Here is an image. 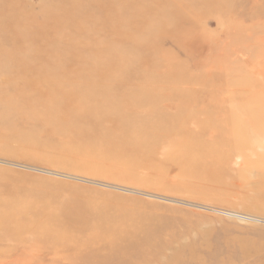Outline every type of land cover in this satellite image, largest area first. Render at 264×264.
Listing matches in <instances>:
<instances>
[{
	"label": "rangeland",
	"instance_id": "374dc122",
	"mask_svg": "<svg viewBox=\"0 0 264 264\" xmlns=\"http://www.w3.org/2000/svg\"><path fill=\"white\" fill-rule=\"evenodd\" d=\"M262 99L264 0H0V264H264Z\"/></svg>",
	"mask_w": 264,
	"mask_h": 264
},
{
	"label": "bare ground",
	"instance_id": "6f19581e",
	"mask_svg": "<svg viewBox=\"0 0 264 264\" xmlns=\"http://www.w3.org/2000/svg\"><path fill=\"white\" fill-rule=\"evenodd\" d=\"M262 100H263L262 102L259 101L258 106H257V108H255V112L253 114L248 115L247 112H245L241 117L238 118L239 120H237L236 124L237 125H240L241 123L243 124V121L251 122L252 123V129L254 130V134H255V132H258V131L262 132L264 130V99H262ZM260 103H262L263 106L260 105ZM238 121H240L241 123H239ZM14 223H15L14 221L6 220V218L4 216H0V224L2 226L3 225L4 226L14 225ZM120 255H118V257H116V259L118 261H121ZM121 256H123V255H121Z\"/></svg>",
	"mask_w": 264,
	"mask_h": 264
}]
</instances>
